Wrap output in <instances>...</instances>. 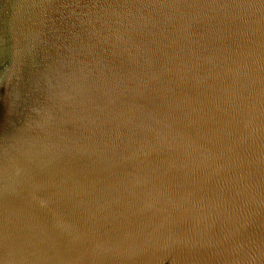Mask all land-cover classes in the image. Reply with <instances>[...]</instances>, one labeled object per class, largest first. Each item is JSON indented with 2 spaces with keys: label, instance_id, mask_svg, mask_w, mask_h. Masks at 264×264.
I'll list each match as a JSON object with an SVG mask.
<instances>
[{
  "label": "water",
  "instance_id": "water-1",
  "mask_svg": "<svg viewBox=\"0 0 264 264\" xmlns=\"http://www.w3.org/2000/svg\"><path fill=\"white\" fill-rule=\"evenodd\" d=\"M3 5L0 0L4 17L11 11L14 28H20L18 7L39 10V31L33 29L34 17L21 31L11 29L28 43L47 39L34 73L48 68L49 55L60 54L54 76L31 97L29 128L36 141L15 145L10 195L0 198L9 223L0 224L6 227L5 241L17 243L35 231L53 260L47 264L57 259L69 264L58 222L78 231L90 225L89 236L76 240L88 248L109 240L128 243L129 233L119 229L123 217L138 225L134 232L143 241L138 238L130 250L125 246L113 264H264V0H5ZM166 57L179 75H187L185 81L199 87L192 106L206 113L202 136L220 130L213 145L208 138L196 168L184 164L185 158L193 141L204 143L206 137L196 136L187 117L189 127L177 118L189 136L171 121L173 103L165 97L164 82L174 88L179 80L176 74L163 76ZM203 87L211 90L203 94ZM221 104L231 112L214 128L208 108ZM143 118L165 122L188 151L175 167L163 165L158 147L166 139L154 125L120 142L132 122ZM106 123L112 124L106 129ZM163 158L175 162V156ZM151 161L159 162L156 168ZM124 173L136 187L121 206L102 188ZM159 176L175 182L165 216L157 219L146 189ZM96 189L103 195L96 197ZM46 230L63 255L52 257ZM14 259L0 240V264H18Z\"/></svg>",
  "mask_w": 264,
  "mask_h": 264
},
{
  "label": "rangeland",
  "instance_id": "rangeland-1",
  "mask_svg": "<svg viewBox=\"0 0 264 264\" xmlns=\"http://www.w3.org/2000/svg\"><path fill=\"white\" fill-rule=\"evenodd\" d=\"M4 3H5V0L4 1L2 0V5ZM3 6H6V5H3ZM6 8L10 9V7H6ZM10 12L11 11H8L9 13L8 17L7 16L4 17L5 13L3 12L2 7L0 8V65L2 66V68L0 67V195H1V192H5V191L8 192V188L4 187L6 182H3L5 178H4V175L2 174V171L3 169L5 170L7 167H9L8 163H10V161L16 159L14 157L13 151H16L17 148L20 147V145L21 146L25 145L26 141L28 142V144L34 143L36 141V139L32 137L31 129L29 128V125H32L30 124L31 119H29L30 118V115H29L30 106L29 105L30 103L32 104V102H30L31 100H29L27 104L26 97L29 99L30 89L27 86L26 82L24 81L25 78L29 79L28 76L25 77L26 72L24 73V71H26V69L30 66V65L26 66V64H28L26 62L30 61L29 63H32L31 62L32 57H30V54H32L31 46H32L33 41L30 42L29 40L30 43H28V40L21 39L20 38L21 36H19L18 33H15L14 31L11 32V29L13 30L14 27L11 25V21H10L11 13ZM27 12L28 11H24V9L22 8L19 9L18 7L16 17H17V20H19V23L23 22L21 18H23L24 22L27 20V15H26ZM20 13H22V15L20 16L21 18L18 16L20 15ZM22 43H24L25 45ZM27 49H29V51ZM6 51L8 52V54H6L7 53ZM9 52H10V55H9ZM27 57H28V61H27ZM7 58L9 59L8 61H7ZM24 83L25 85H23ZM26 88H27V91H26ZM20 89L24 90L23 91L24 93L21 92L22 90ZM26 92L28 95L24 96L26 95ZM221 94L222 93H219L218 95H221ZM208 95L210 97L212 94H208ZM204 97L206 96H203V98ZM231 108H228V106L225 107V105L223 104H221L220 107L218 108L216 106L208 108V113L212 115L211 116V118L213 119L212 125L214 128L224 125V121L226 120L227 116H229L231 112ZM19 109L23 111L20 112ZM27 110L28 112H26ZM6 113H7V116H6ZM15 114L16 115L18 114V115L14 116ZM24 114L26 115V117L24 116ZM119 114H120V110H118L115 116L112 117V121L114 122L117 121ZM174 114L176 115V112H174ZM20 115H22L23 117L20 118ZM173 117L174 116L171 117L173 119V120L171 119V121L174 122L177 126H179V128H181V130L186 135H188L187 132L183 129L177 117L182 119L181 123L183 125H185L186 127H189L188 121L186 120V118L183 115H179V114H177L175 118ZM111 124L112 123H109V124L106 123L104 128L106 127L107 129ZM150 125H154L157 128L158 134L161 137H164L166 139V141L163 142V145H160L158 147V153L160 155V159L164 160L163 165L166 164L167 165L166 168L175 167L174 164L177 163L176 159L180 157L181 153H184L186 155L188 151L181 148V145L177 143L175 139L176 137L174 136L172 130H170L167 124L163 122L162 120H160L159 118H156V119L143 118V122H138V121L132 122L130 128L126 130L125 132L126 135L123 137V139L120 142L127 141L128 136L131 133H133L136 129H140L141 127L147 128L148 126L150 127ZM211 131L210 133L203 132V136L206 137L205 141L203 140L202 133L200 132L199 129L194 131L197 137L202 136V138H199V139H202L204 143H200L197 140L193 141L196 145L193 144L194 146L192 145V148H190L189 150L190 154H188V157L185 158L184 164L186 163L190 164V166H194L195 168L198 166L200 160H202V157L204 156L205 149L207 147L205 144L208 142V138L212 134ZM153 133L157 136V132L155 129ZM212 137H214V135ZM16 144H18L17 148L15 147ZM173 149H176V150L173 151ZM167 154L171 156H175V162L168 158H163L164 155H167ZM151 162L154 163L152 166L155 168L157 164H159V162H157L156 165H155V161H151ZM159 178L157 179L155 177L153 179V182L150 181V185L146 189L147 201L149 205L152 206V208H154L153 213L156 215L157 219L164 218L165 216L164 210L167 208V206L170 205V201H169L170 189H171V186H173L175 182L172 179V177H169L165 180L162 178L160 179ZM3 204L4 203L1 201L0 211L2 209L1 206ZM157 205L160 208L159 210H158ZM59 223L61 226L56 227L57 235H60L65 240V244H66L65 246L68 250V255L70 258L69 264H113V263L118 262L121 259V256L124 251L123 248H125V246L128 247V249L129 247L133 248L132 244H135L139 239H142L143 241L142 236L134 232V226L135 225L138 226V225L132 220L130 221V223H128V221L122 217L119 220V225H120L119 229L124 230L126 235H127L126 232L129 233L130 238H129L128 243H126L127 241H124V243H122V241L109 240L110 242L108 241L107 245L103 244L104 242L103 241V242L98 243L97 246L91 245L88 248H83V247H80L76 243V238L78 237L75 235L79 233L80 237L81 235L83 237H85L86 235L89 236V231H90L91 226L88 224L83 225L81 228V231H78L77 229H70V225L61 224V222H58L57 225ZM63 223H67V222L63 221ZM0 224L1 225L6 224L8 226L9 223L5 221ZM5 229L6 227L0 226V240L4 242L5 245L7 246L11 254V257L13 259L14 258L16 259L15 256H19L21 254V250L19 249V245L16 242L10 244L9 241H5L4 239L5 236L2 237V235H4L3 233L5 232ZM49 232L50 231L46 230L45 234L47 236V239L50 240L49 243H51L49 244V246L51 245L50 247L51 255L52 257H59V255H63V250L59 246V244L56 242V240L52 237L51 233ZM105 245L106 246L110 245V246H108L109 248L108 247L106 248ZM107 249L108 250L110 249V250L108 251ZM114 255H116V258ZM98 256H100V258ZM111 257L115 259L111 260L112 259ZM125 260L128 261L130 260V258L127 257L126 255Z\"/></svg>",
  "mask_w": 264,
  "mask_h": 264
},
{
  "label": "bare ground",
  "instance_id": "bare-ground-1",
  "mask_svg": "<svg viewBox=\"0 0 264 264\" xmlns=\"http://www.w3.org/2000/svg\"><path fill=\"white\" fill-rule=\"evenodd\" d=\"M4 1V0H3ZM37 4V2H35V5ZM36 8V7H35ZM39 12L36 10H29L27 12V20L31 19L34 17L33 20V29L35 31H39L41 26V22L39 20H35L36 18V14ZM22 15V13H20V15H18L19 17ZM29 15V16H28ZM21 18V17H20ZM21 20L23 21L22 23H19L20 28L15 27L14 29L16 31H21L23 24L26 22H24L23 18H21ZM10 28V27H9ZM79 32V31H78ZM29 39V38H28ZM27 39V40H28ZM33 40L31 49H32V54H30V57H32V63H29L30 61H28V57H27V61L26 66L30 65L26 71H24L25 77L28 76L29 79H24V81L26 82L27 86L29 87V99L26 97V101L27 104L29 102V100H31L32 95H39V88L41 87V85L44 84L45 80L49 77L54 76V70L53 67L58 64L59 62V56L60 54L58 53H52L51 55H49V59L47 61V66L48 68L45 69V71L40 72L39 70H37L36 73H34V64H35V58H37L42 52V48H43V44L45 43L44 40H47L46 38L42 37L39 39H31ZM17 42V41H16ZM25 43V42H24ZM22 43V44H24ZM27 44V43H26ZM25 45V44H24ZM64 47L66 46V44L63 45ZM18 47V46H17ZM20 47V45H19ZM27 47V46H26ZM25 47V48H26ZM29 47V46H28ZM23 48V47H22ZM17 50V49H16ZM29 51V49H27ZM9 51V50H8ZM7 52V51H6ZM27 53V52H26ZM5 54V53H4ZM8 54V52L6 53ZM12 54V53H11ZM10 55V52H9ZM32 55V56H31ZM8 57V56H7ZM34 57V59H33ZM9 58V57H8ZM7 58V61L9 60ZM4 59V58H3ZM31 59V58H30ZM4 61V60H3ZM169 57H166L165 59V64H164V71H163V76H165V79H170L171 77H174L175 74L179 80V83L177 85H175L174 88L170 87L169 82L167 81L166 84L164 82V87L166 88V98H169V100L173 103V105L171 106V108H169V111L171 113L172 116H176L174 114V112H177V110L179 111L180 115L185 116V118L187 117V120H191L193 122V125L195 128L202 130V122H204L206 120V113L205 114H200L199 111H196L194 109V106H192V102L193 100H195L196 97V92L199 89L196 88L195 86H193L192 83H189L187 81H185L186 78V74H182L179 75L178 71H175V62L174 61H170ZM25 70V69H24ZM24 75V74H23ZM203 84H205L206 79H202ZM23 83V82H22ZM25 85V83L23 84ZM202 89V88H200ZM204 92L203 94L209 93L208 90H211L209 87H203ZM22 90V89H20ZM24 90H22L21 92H23ZM27 91V88H26ZM24 93V92H23ZM22 95V94H21ZM27 92L26 95L27 96ZM25 99V98H23ZM23 102V100H22ZM31 102V101H30ZM22 104V103H21ZM20 104V105H21ZM32 104H30L29 106H31ZM25 106V105H24ZM178 106V108L176 107ZM22 107V106H21ZM21 109V108H20ZM19 109V110H20ZM204 109V108H203ZM23 110H20V112H22ZM28 112V110L26 111ZM17 113V112H16ZM18 115V114H17ZM16 114L14 116H17ZM23 115V114H22ZM22 115H20V118L23 117ZM24 116L26 117V115L24 114ZM16 118V117H15ZM23 119V118H22ZM25 119V118H24ZM28 119V117H27ZM196 120V122L194 121ZM25 121V120H24ZM30 121V120H29ZM27 122V121H26ZM31 122V121H30ZM29 122V123H30ZM28 127V126H27ZM24 128V127H23ZM18 134V133H17ZM25 134V133H24ZM220 134V130L219 128H217L215 131H212V134L209 137V145H213L214 144V139ZM22 135V134H21ZM20 135V136H21ZM214 135V137H212ZM31 136V135H30ZM33 137V136H32ZM34 138V137H33ZM35 139V138H34ZM35 141V140H34ZM25 144V143H24ZM26 144H28V142L26 141ZM25 144V145H26ZM21 146V145H20ZM14 152V151H13ZM12 152V153H13ZM11 153V154H12ZM14 160L10 161V163H8L9 167H7L5 170L3 169L2 174L4 175V181L6 182L4 187L8 188V184L9 183V179L7 177L11 176V172L9 171L11 168L10 166L12 165ZM7 165V166H8ZM156 165V164H155ZM158 165V164H157ZM152 168V167H150ZM129 175H127L126 173L119 175L115 178L114 182H110L104 186L103 189V194L106 193L107 195H109V199H113L114 201L118 202L121 206L122 203L124 202V200L133 197L134 194V190H135V184L133 183V181L131 179L128 178ZM129 179L130 183L127 181V179ZM161 178V177H160ZM159 178V179H160ZM158 179V178H157ZM156 182V181H155ZM154 182V183H155ZM159 182V181H157ZM128 183V184H127ZM160 185V184H159ZM158 185V186H159ZM102 189H96L95 192L100 191L99 193H97V196H102ZM10 195V189H8V192H1L0 198L1 197H6ZM31 200V199H30ZM2 200L0 199V202ZM32 201V200H31ZM30 201V202H31ZM37 202H34L35 204H37V206H41L40 205V200H35ZM8 205V204H7ZM3 209V210H2ZM1 211H0V221H6L7 219V212L6 209L2 207ZM11 208L7 207V210L10 211ZM26 214V213H25ZM27 215V214H26ZM31 215V214H30ZM27 222V221H26ZM63 223V221H62ZM60 225V223H59ZM68 225V224H67ZM30 226L32 227V223L30 224ZM120 226V225H119ZM80 234H76L75 236H79ZM21 238H23L24 240L22 241H17V244L19 245V249L21 250V254L19 256H17V261L18 264H25V260L24 257L26 259V264H27V258L25 256L26 252H28L27 256H29V260H28V264H47L46 262L49 261L50 263L53 261L51 260V258H48L46 256L47 254V249H46V245H43V240H41L40 238H38L37 232L35 231H29V233L23 234L21 235ZM81 238H83V236L81 235ZM78 238H76L77 240ZM82 241V240H81ZM110 242V241H109ZM112 243V242H111ZM51 244V243H50ZM77 244H80V242H77ZM106 246V245H105ZM110 246V245H108ZM106 246V248L108 247ZM133 246V244H132ZM82 247V246H81ZM113 247V246H112ZM109 248V247H108ZM105 250V249H104ZM108 250V249H107ZM110 250V249H109ZM108 250V251H109ZM50 253V252H48ZM116 254V253H115ZM24 255V256H23ZM13 256V255H12ZM116 258V255H114ZM14 257V256H13ZM112 258V257H111ZM112 258L111 260L115 259ZM13 259V258H12ZM15 261V260H14ZM57 264H59V260H56Z\"/></svg>",
  "mask_w": 264,
  "mask_h": 264
}]
</instances>
